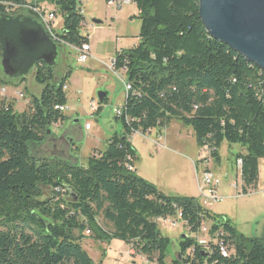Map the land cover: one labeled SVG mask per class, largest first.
Returning a JSON list of instances; mask_svg holds the SVG:
<instances>
[{"label":"trees","instance_id":"16d2710c","mask_svg":"<svg viewBox=\"0 0 264 264\" xmlns=\"http://www.w3.org/2000/svg\"><path fill=\"white\" fill-rule=\"evenodd\" d=\"M131 2L141 22L137 43L116 51L111 67L130 87L115 116L123 132L103 151H92L85 165L34 153L65 120L55 108L66 107L70 71L55 83L53 68L37 64L33 77L41 91L21 113L0 98V264H93L81 244L86 235L120 241L147 262L167 264L170 239L157 221L178 215L187 233L170 264H264V237L244 236L193 198L159 192L136 174L130 142L133 134L161 133L175 120L191 129L197 147L208 152L205 160L216 165L223 142L237 145L241 194L248 195L264 159V73L208 35L197 0ZM43 5L62 21L55 33L62 46L88 45L80 0H0V18L27 13L39 21L24 7L47 10ZM12 84L0 71V88ZM202 228L205 245L198 243Z\"/></svg>","mask_w":264,"mask_h":264},{"label":"rangeland","instance_id":"374dc122","mask_svg":"<svg viewBox=\"0 0 264 264\" xmlns=\"http://www.w3.org/2000/svg\"><path fill=\"white\" fill-rule=\"evenodd\" d=\"M80 3L86 25L82 33L87 31L90 38L96 37L97 42L93 46L98 53L96 56L111 69V60L115 52L132 48L137 42L141 22L134 10V4L116 9L115 5L105 3L103 0H80ZM43 8L53 13L51 6L43 5ZM55 19L54 28L59 33L62 21L58 16ZM93 20L99 21L100 24L94 25ZM92 29H98L100 32L94 35ZM58 46L64 48L62 50L65 59L62 58L60 51L54 68V82L57 83L67 71L71 72V76L64 91L68 99V108L63 112L65 120L51 127L50 136L60 140L67 131L72 147L64 157L65 150L62 146L59 149L50 147V151L46 146L48 138H45L34 153L38 158L43 156L51 158L56 156L64 160H68V157L75 158L79 165L83 166L92 151H103L113 134L119 135L123 132L121 123L115 119L114 110L122 106L125 97L123 87L125 76L122 72L114 74L101 65L87 71L86 64L77 62L78 54L73 49L60 44ZM15 87L16 91H22L25 98L16 97L12 90H7L5 98L12 101L16 113H21L29 99L39 95L41 87L35 83L32 75L24 82L17 83ZM98 93H106L105 105L98 104ZM99 107L100 112H96ZM86 124L90 130H85ZM130 142L136 152L134 164L136 174L154 184L159 192L166 196L193 198L199 204L201 192L204 191L205 196L209 194L206 186L201 183L202 173L215 174L219 180L217 196L221 197L222 201L208 205L204 209L215 216L231 220L245 236H257L254 233L249 235V227L253 225L255 229L257 225L258 227L264 225V159H260L258 163L261 184L248 195H242L240 172L236 170L232 157L241 151L237 145L229 146L223 142L219 149L218 167L210 159L205 160L207 153L197 147L191 129L175 120L170 121L161 133L154 131L152 134H133ZM226 172H231V175H226ZM43 192L44 197L50 194L49 190L43 189ZM171 220L173 219L157 221L161 235L170 239L167 264H170L178 253V241L181 238L179 236L187 233L180 220L174 228L171 226ZM98 222L101 225L100 221ZM208 226L206 223L205 227ZM85 237L87 238L83 239L81 244L93 264H155L147 262L140 255L130 256L129 246L120 241L96 242L88 235ZM205 237H207L205 233L200 236L203 239H206Z\"/></svg>","mask_w":264,"mask_h":264},{"label":"water","instance_id":"95a60500","mask_svg":"<svg viewBox=\"0 0 264 264\" xmlns=\"http://www.w3.org/2000/svg\"><path fill=\"white\" fill-rule=\"evenodd\" d=\"M197 1L208 35L264 73V0ZM0 47V71L10 80L21 82L39 63L49 68L57 65V43L33 18H0ZM104 98L105 93L97 94L99 105Z\"/></svg>","mask_w":264,"mask_h":264},{"label":"built area","instance_id":"2783aa9c","mask_svg":"<svg viewBox=\"0 0 264 264\" xmlns=\"http://www.w3.org/2000/svg\"><path fill=\"white\" fill-rule=\"evenodd\" d=\"M132 2L131 0H110L108 2V4H112L115 5L116 9H121L123 6H127L130 5ZM30 11H32L33 14H35L37 16V18H40V23L44 26L45 30L48 31V35L49 38L57 43L62 45V41L60 40V38L57 37V35L53 32V25H54V21L55 19V15L52 12H47L42 10L41 8H37V7H24ZM75 53L78 54V58L77 61L79 63H83L85 61H87V59L89 58V51H90V47L87 44H83L81 45V47L76 48L73 50ZM112 63L113 61L111 60V67H112ZM112 70V69H111ZM124 87V94L126 97V94L128 93V91L130 90V87L127 83L123 84ZM7 90H12L15 94L16 97L20 98V99H24L25 96L22 94V91H16V88H12V87H2L0 88V98L2 97H7L6 96V92ZM121 108V107H120ZM120 108L117 110H114V116H119L121 113ZM55 109H58L60 112H64L66 110V107H56ZM85 130H88L90 127L89 125H85ZM208 153V152H207ZM235 167L236 170L240 172L242 163L241 160H236L235 161ZM201 183L202 185L204 184L206 186V189L208 190L209 194L207 196H205L203 194L204 191L201 192V198L198 200L199 205L201 207H206L208 205H211L213 203H218L222 201L221 197L217 196V187L219 185V180L216 176H214L212 173L207 172V173H202L201 176ZM180 219V216L178 215V217L176 219H173L170 221L171 226L174 228L177 225V221ZM201 234H206L207 230L206 228H202L201 229ZM199 244L205 245L206 244V239L200 238L198 240ZM218 245V250L219 253L221 255V257L225 258L227 256V251L225 249V247L222 244H217Z\"/></svg>","mask_w":264,"mask_h":264},{"label":"crops","instance_id":"0c3cea01","mask_svg":"<svg viewBox=\"0 0 264 264\" xmlns=\"http://www.w3.org/2000/svg\"><path fill=\"white\" fill-rule=\"evenodd\" d=\"M134 10L136 11V9H135V6H134ZM51 11V10H50ZM136 13H137V11H136ZM13 18L15 17V18H20V19H22V18H33V19H35L33 16L31 17V15H29V14H27V13H22L21 15H14V16H12ZM57 19V18H56ZM94 21V20H93ZM93 21H92V23H93ZM37 22L43 27V29L45 30V28H44V26L37 20ZM61 26H62V24H61ZM84 26H86V25H84ZM60 30H61V28H60ZM86 31V30H85ZM92 31H93V34L95 35L96 34V32H100L98 29H92ZM45 32H46V30H45ZM53 32L54 33H58V31H56L55 30V28H54V25H53ZM46 34L48 35V33L46 32ZM84 35H88V45H89V47H90V51H89V58L87 59V61H85V62H83V63H79L78 61V63L79 64H86V66H85V69H87V71H90L92 68H94V67H97V66H99V65H101V66H103L104 68H106L107 70H110L112 73H114L115 74V72H113L111 69H109L106 65H105V63H103L97 56H98V53H97V51L96 50H94V48H93V46L96 44V37H94L93 36V38H90V35L88 34V32L86 31V33L84 32L83 33ZM49 36V35H48ZM137 43V42H136ZM136 44H134V46H135ZM57 49H58V56H57V59H56V63H57V61H58V59H59V56H60V51H61V56H62V58L63 59H65V57H64V52H63V50L62 49H64L63 47H61V46H58V44H57ZM96 53V54H95ZM97 55V56H96ZM113 57V56H112ZM40 64H43V63H40ZM54 68L55 67H53V70H54ZM34 70L35 69H32L28 74H26L25 76H24V78H23V80L21 81V82H24L25 80H26V78L29 76V75H32L33 76V74H34ZM71 76V75H70ZM33 80H34V77H33ZM69 80H70V78L68 79V81L66 82V83H69ZM20 82V83H21ZM12 85H11V87L12 88H16V87H14L13 85H17V83H19V80H12ZM66 89V88H65ZM40 91H41V89H40ZM40 94V93H39ZM105 96H106V93H105ZM106 99H107V97H106ZM124 100H125V97H124V99H123V103H124ZM122 103V104H123ZM68 108V99H67V104H66V109ZM117 109V108H116ZM56 126V125H55ZM54 126V127H55ZM79 130H80V128H79ZM89 130H90V128H89ZM152 134V133H151ZM51 135H52V132H51ZM69 136V133L66 131L63 135H62V137L60 138V140H55L54 139V137L52 136H50L49 134L46 136V138H48L46 141H47V143H46V146H48L49 147V150L51 149L50 147H53V149L55 148H61L60 146H62V149H64L65 150V153H63L62 151H58V152H60L61 154L63 153L64 154V157H65V155H66V153H69L70 152V150H71V147H72V144H71V142H70V138L68 137ZM160 137V136H159ZM56 141H59V143H57ZM61 150V149H60ZM51 151V150H50ZM237 154V153H236ZM235 154V155H236ZM53 155V154H52ZM49 157H51V156H49ZM232 157H234V155L232 156ZM72 161V162H74V163H78V161L75 159V158H71V157H68V161ZM232 161H233V159H232ZM79 164V163H78ZM231 165H233V162L231 163ZM218 167L220 166V163L217 165ZM195 169H196V167H195ZM208 169V168H207ZM215 175V174H214ZM226 175H231V172H226ZM217 177V176H216ZM259 184H261V178H260V176H259V173H258V181H257V186L259 185ZM257 186H256V188H257ZM170 220V219H169ZM159 221V220H158ZM230 222H231V220H230ZM231 224L233 225V227L238 231V229L234 226V224L231 222ZM182 226H183V224H182ZM183 228H184V226H183ZM184 229H186V228H184ZM187 230V229H186ZM239 232V231H238ZM239 233H241V234H243L244 235V233L243 232H239ZM255 234V235H257L256 237H253V236H250V237H253V238H258V239H263V237H264V225H261L260 227H258V225H257V227L254 229V226L253 225H251L250 227H249V235H252V234ZM182 235L183 234H181L179 237H182ZM245 236V235H244ZM247 237H249V236H247ZM128 254L130 255V256H135L136 254L132 251V250H128Z\"/></svg>","mask_w":264,"mask_h":264},{"label":"bare ground","instance_id":"6f19581e","mask_svg":"<svg viewBox=\"0 0 264 264\" xmlns=\"http://www.w3.org/2000/svg\"><path fill=\"white\" fill-rule=\"evenodd\" d=\"M39 21H40V18H39ZM48 33V31H46ZM73 49V48H72ZM74 50V49H73Z\"/></svg>","mask_w":264,"mask_h":264},{"label":"flooded vegetation","instance_id":"af4514ba","mask_svg":"<svg viewBox=\"0 0 264 264\" xmlns=\"http://www.w3.org/2000/svg\"><path fill=\"white\" fill-rule=\"evenodd\" d=\"M20 64V63H19Z\"/></svg>","mask_w":264,"mask_h":264}]
</instances>
